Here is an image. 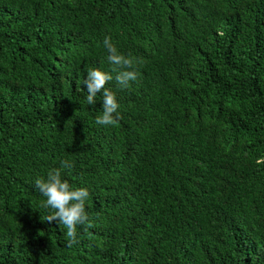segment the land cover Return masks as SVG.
Segmentation results:
<instances>
[{
  "label": "trees",
  "instance_id": "1",
  "mask_svg": "<svg viewBox=\"0 0 264 264\" xmlns=\"http://www.w3.org/2000/svg\"><path fill=\"white\" fill-rule=\"evenodd\" d=\"M62 161L71 248L34 186ZM0 264H264V0H0Z\"/></svg>",
  "mask_w": 264,
  "mask_h": 264
},
{
  "label": "clouds",
  "instance_id": "2",
  "mask_svg": "<svg viewBox=\"0 0 264 264\" xmlns=\"http://www.w3.org/2000/svg\"><path fill=\"white\" fill-rule=\"evenodd\" d=\"M104 47L109 55L108 62L113 65V71L116 83L120 87H127L129 81H135L138 78V72L135 70V62L131 57L121 54L117 47L112 43L110 37H105ZM113 80V76L98 68L87 70V76L83 81L86 89V100L88 105L96 102L98 94L102 97V112L96 117V123L99 125H115L119 103L116 94L106 85ZM72 164L68 161H62L59 168L50 170L47 178H37L34 182L35 188L45 197L42 207L50 208L52 211L48 215V222L58 221L66 229V244L71 248L78 241V226L91 227L89 216L85 210L86 201L89 197L87 188H73L66 179H62V170L70 169Z\"/></svg>",
  "mask_w": 264,
  "mask_h": 264
}]
</instances>
